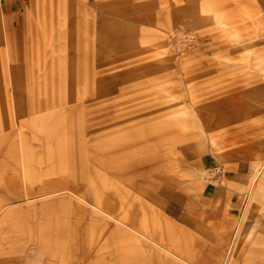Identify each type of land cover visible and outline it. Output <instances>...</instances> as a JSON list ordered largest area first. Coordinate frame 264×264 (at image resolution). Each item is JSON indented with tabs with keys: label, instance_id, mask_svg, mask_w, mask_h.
I'll return each instance as SVG.
<instances>
[{
	"label": "rangeland",
	"instance_id": "rangeland-1",
	"mask_svg": "<svg viewBox=\"0 0 264 264\" xmlns=\"http://www.w3.org/2000/svg\"><path fill=\"white\" fill-rule=\"evenodd\" d=\"M211 33L264 39V0H0V264H183L80 198L179 255L219 233L217 261L191 260L221 264L264 140V92L243 99L256 112L201 109L197 131L193 78L241 72L247 53L212 54ZM63 189L79 198L40 197ZM260 198L228 264L262 254Z\"/></svg>",
	"mask_w": 264,
	"mask_h": 264
},
{
	"label": "bare ground",
	"instance_id": "bare-ground-1",
	"mask_svg": "<svg viewBox=\"0 0 264 264\" xmlns=\"http://www.w3.org/2000/svg\"><path fill=\"white\" fill-rule=\"evenodd\" d=\"M223 6L227 7L225 5ZM224 23V20H221L218 23L222 24V29L224 26L227 27L228 25L233 24V20H229L225 25H223ZM210 38L212 39V44L214 45V47L211 49V53L215 54L216 56L228 55L243 49L247 50V53L241 58V61L238 62V68H242L241 72H235V68L228 71L224 68H221L220 66L211 70L208 69L204 72H199L193 78L194 93L192 97L190 96V98L192 99V106L198 114V116L196 115L195 118L197 120L196 128L198 132H200L202 129H206L209 125V117H207L205 120L199 117L201 109L209 110L214 108H222L228 104H231L232 110H234V112H256L257 110H254L248 106L247 102L243 103V99L245 96H248L251 91L256 93L257 91L264 92V82H261V79L264 75L258 73L257 71V68L260 67H262L264 70V48L259 47V45L264 42V39L257 37L254 35V33H250L246 36H243V38H241L237 44L228 45L226 42H224V40H219L218 35L215 33H211ZM221 63L222 62H219L220 65ZM214 75L220 78L209 81V78ZM253 154L255 156L253 157V161L250 164L251 176L245 188L246 191L244 200L241 205L237 220L232 229L229 243L225 249L223 248L224 252L221 259V264H228V261L233 256V250L238 240L240 228L241 226H244L241 225L242 221L247 218L249 209L252 210L253 207L256 206V202L260 201V196L262 194L264 195V140L259 141L255 145ZM63 191H68L70 194L79 198V196L70 189L43 192L40 197L61 193ZM80 199L84 203H88L93 209L98 211L107 219L112 220L121 229L127 230L135 237L144 239L183 264H195L191 259L196 260L199 258L206 259L210 262L217 261L219 254L218 249L222 245V235L219 233L217 234L219 237L216 239V246L214 248L213 246H211L210 250L203 249L201 247L190 248L187 250L189 251L187 253L188 256L183 255L182 251L179 255L172 248H168L166 246V241L161 237H159L160 239H155L152 234H147V231L144 228L141 230L138 226L127 222L121 217H117L110 209L106 208L105 206L91 204L85 198ZM251 227L253 228L250 233L254 234V232L257 230L256 224L251 225ZM261 248L263 249L262 254L254 255L253 259L255 264H264V244L261 246Z\"/></svg>",
	"mask_w": 264,
	"mask_h": 264
},
{
	"label": "crops",
	"instance_id": "crops-1",
	"mask_svg": "<svg viewBox=\"0 0 264 264\" xmlns=\"http://www.w3.org/2000/svg\"><path fill=\"white\" fill-rule=\"evenodd\" d=\"M6 16H7V20H6L7 21V25H12L13 24L12 13L11 12H7Z\"/></svg>",
	"mask_w": 264,
	"mask_h": 264
}]
</instances>
